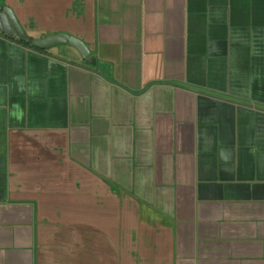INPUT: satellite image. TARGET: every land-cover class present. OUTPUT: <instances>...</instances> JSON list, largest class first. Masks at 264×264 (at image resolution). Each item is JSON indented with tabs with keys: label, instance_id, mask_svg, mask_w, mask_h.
<instances>
[{
	"label": "crops",
	"instance_id": "obj_1",
	"mask_svg": "<svg viewBox=\"0 0 264 264\" xmlns=\"http://www.w3.org/2000/svg\"><path fill=\"white\" fill-rule=\"evenodd\" d=\"M0 5V264H264V0Z\"/></svg>",
	"mask_w": 264,
	"mask_h": 264
},
{
	"label": "water",
	"instance_id": "obj_2",
	"mask_svg": "<svg viewBox=\"0 0 264 264\" xmlns=\"http://www.w3.org/2000/svg\"><path fill=\"white\" fill-rule=\"evenodd\" d=\"M0 34L12 37L14 35L24 44L39 50H47L59 45H69L77 50L81 57L90 66H95V59L91 57L89 50L78 39L66 34L48 35L41 38L28 37L19 26L13 12L0 5Z\"/></svg>",
	"mask_w": 264,
	"mask_h": 264
},
{
	"label": "trees",
	"instance_id": "obj_3",
	"mask_svg": "<svg viewBox=\"0 0 264 264\" xmlns=\"http://www.w3.org/2000/svg\"><path fill=\"white\" fill-rule=\"evenodd\" d=\"M24 44V43H23Z\"/></svg>",
	"mask_w": 264,
	"mask_h": 264
}]
</instances>
